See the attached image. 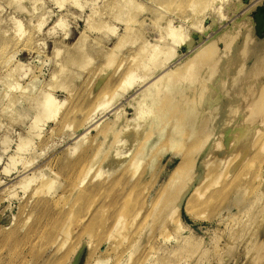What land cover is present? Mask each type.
Returning a JSON list of instances; mask_svg holds the SVG:
<instances>
[{
  "label": "rangeland",
  "instance_id": "obj_1",
  "mask_svg": "<svg viewBox=\"0 0 264 264\" xmlns=\"http://www.w3.org/2000/svg\"><path fill=\"white\" fill-rule=\"evenodd\" d=\"M34 1L0 0V264H263L264 115L250 111L261 102L250 93L264 84L256 19L264 0ZM170 24L179 30L168 33ZM129 69L133 81L121 86ZM170 71L188 74L172 94L156 83ZM109 84L119 87L107 95ZM191 90L201 92L197 101ZM45 93L60 103L54 119L43 115ZM186 96L187 118L178 108ZM103 98L107 108H98ZM241 121L257 130L243 155L235 147L244 142L232 139ZM107 127L116 131L103 135ZM141 146L148 148L139 156ZM187 149L193 170L179 173ZM85 160L88 175L75 194ZM37 199L48 207L36 208ZM124 199L129 208L116 222ZM247 222L254 234L233 246Z\"/></svg>",
  "mask_w": 264,
  "mask_h": 264
},
{
  "label": "bare ground",
  "instance_id": "obj_2",
  "mask_svg": "<svg viewBox=\"0 0 264 264\" xmlns=\"http://www.w3.org/2000/svg\"><path fill=\"white\" fill-rule=\"evenodd\" d=\"M21 1H22V0H21ZM23 1H24V0H23ZM35 1H36V0H35ZM35 1H34V3H32L33 5H35ZM37 1H38V0H37ZM30 2H31V1H30ZM32 2H33V1H32ZM195 3H196V2H195ZM32 4H31V5H28V4H27V5H28L27 8H28V10H30V11H32V10L35 8V7H32ZM192 5H193V4H192ZM23 6H26V5H23ZM30 7H31V8H30ZM191 7H192V6H191ZM193 23H194V22H193ZM168 26H169V27H168L169 30L167 29V30L169 31L168 33H170L171 30H172V31L179 30V28H178V29L176 28V30H174V29L171 27V24L168 25ZM180 29H181V28H180ZM181 30H182V29H181ZM182 32H183V31H182ZM182 32H181V33H182ZM172 33H173V32H172ZM172 33H171V35H172ZM174 33H175V32H174ZM181 33H179V31H178V34L181 35ZM178 34H177V35H178ZM175 35H176V34H174V36H175ZM168 36H170V34H169ZM174 36H172V37H174ZM181 37H183V35H181ZM176 38H177V37H175V39H176ZM179 38H180V37H179ZM179 38H178V39H179ZM170 39H173V40H174V38H170ZM184 39H185V38H184ZM229 39H231V37H230ZM26 40H27V39H26ZM173 40H172V41H173ZM176 40H177V39H176ZM179 40H181V39H179ZM234 40H235V39H234ZM25 42H26V41H25ZM176 42H177V41H176ZM231 43H233V42L231 41ZM231 43H229V44L232 46ZM118 45H119V44H118ZM205 46H206V45H205ZM231 46H230V47H231ZM199 50H200V49H199ZM202 50H203V48H202ZM202 50H200V51L202 52ZM204 50H206V47H205ZM200 51H199V52H200ZM154 52H155V50H154ZM158 52L160 53L161 51H157V52L154 54V56H155V55H159ZM197 52H198V51H197ZM197 52H196V53H197ZM161 53H163V52H161ZM167 53H169V52H167ZM194 53H195V52H194ZM163 54H165V52H164ZM197 54H198V53H197ZM152 55H153V54H152ZM154 56H153V57H154ZM239 56H240V55H239ZM259 56H260V55H259ZM191 57H192V56H191ZM236 57H237V55H236ZM151 58H152V57H151ZM153 59H154V58H153ZM157 59H158V58H157ZM154 62H155V61H154ZM71 63H72V62H71ZM190 63H191L190 66L194 68L195 66H194V65L192 66V64L195 63V64L198 65V67H199L201 61H200V60H197V61H196V59H195L194 61H191ZM240 64H241V63H240ZM82 65H83V64H82ZM64 66H65V65H64ZM186 67H187V68H185V69H186V70L188 69V70L186 71V73H188V74L190 75L191 72L189 71L188 63H187V66H186ZM191 67H190V68H191ZM3 68H4V67H3ZM66 68H67V67H66ZM151 68H152V67H151ZM193 68H192V69H193ZM196 68H197V66H196ZM196 68H195V69H196ZM213 68H214L213 70H216V69H215V66H214ZM63 69H64V68H63ZM130 70H131V69H129V71H130ZM193 70H194V69H193ZM199 70H200V69H199ZM199 70H198V71H199ZM127 71H128V70H127ZM127 71H126L125 73H127ZM188 71H189V72H188ZM198 71H197V72H198ZM60 72H61V71H60ZM60 72H59V73H60ZM64 72H65V71H64ZM64 72H63V73H64ZM66 72H67V71H66ZM131 72H132V70H131ZM131 72H128L129 74L127 73V74H128V75L126 74L127 76L125 75V73L123 74L124 76H126L125 79H124V76H123V79H124V80L121 79V78H122V76H121L120 79L123 80V83H122V84H121V82L119 81L120 84H121V86H127L128 83H130V80L132 79V74H133L134 71H133L132 73H131ZM149 72H150V71H149ZM197 72L195 73V71H193V73H195V75L198 74V75H196V76H199V74H201V73H199V72L197 73ZM201 72H202V68H201ZM170 73H171V71L168 73V76H169ZM188 74H185V73H184V74H182V75H183V76H184V75H187V76H184V77H188ZM173 75H174V73L172 72V74H170V76L172 77V79L176 78V77L173 78ZM182 75H181V76H182ZM191 75H192V73H191ZM195 75L193 76L194 78H196ZM202 75H203V74H202ZM202 75H201V76H202ZM56 76H57V75H56ZM135 76H136V75H135ZM166 76H167V75H166ZM168 76H167V77H168ZM170 76H169L168 78H166V80H164V77H165V76L163 77V75H162L161 78H163V79L158 78V81H156V83L159 84V81L162 82V80H163V81H164V84L161 85V86H162V89H166V93H167V90H169V91L171 92V94H172V92L176 89L175 86H177L178 88H182V87H184L185 84H183V82H184V80H183L184 77H183V79L181 80V79H179V75H178V77L176 78V80L178 81V79H179L180 81H178L177 83L174 84V83H172V80H170ZM181 76H180V77H181ZM201 76H199V77H201ZM207 76H208V75L203 76V77H207ZM203 77H201V78H203ZM185 79H186V78H185ZM196 79L199 81L198 77H197ZM203 79H204V78H203ZM263 79H264V77H263ZM263 79H261V77L258 78V80H261V81H264ZM131 81H133V79H132ZM170 81H171V82H170ZM174 81H175V80H174ZM174 81H173V82H174ZM261 81H259V82H261ZM119 82H118V83H119ZM192 82H193V81H192ZM192 82H191V83H192ZM252 82H253V80H252ZM257 82H258V81H257ZM118 83H117V84H118ZM263 83H264V82H263ZM126 84H127V85H126ZM256 84H257V83H256ZM130 85H131V84H130ZM159 85H160V84H159ZM257 85H258V84H257ZM261 85L264 86V84H260V85H258V87H259V86H260V87H259V88L257 87L258 90L256 89V90H254L253 92L250 93V100H251V101H261V102H260L258 105H253L252 103H251V106L248 105V107L250 106V111H251V109H254V108H255V109L260 108L259 111H253V110H252V113H254V112L257 113V112H258V113H257L258 116H259V114L264 115V89H263L264 87H261ZM115 86H116V84H115ZM115 86H114V85H111V84L107 85V86H106V89H108V90L106 91V92H107L106 94L108 95L109 92H111V91H116V90H117L116 88H115L116 90H113L114 88H112V87H115ZM116 87H117V86H116ZM118 87H119V86H118ZM118 87H117V88H118ZM163 87H164V88H163ZM111 88H112V90H109V89H111ZM123 88H125V87H123ZM127 88H129V87H127ZM174 88H175V89H174ZM197 88H198V87H197ZM197 88L195 89L196 91H197ZM260 88H262V90H260ZM119 89H120V88H119ZM173 89H174V90H173ZM192 90H193V89H192ZM192 90H191L190 92H193ZM195 90H194L195 93L193 92V95H194V97H196L195 99H196V101H197V97H198V95H199L202 91H201V89L199 88V90H200L201 92L199 91L200 93L197 94V96H196V95H195V94H196V91H195ZM108 91H109V92H108ZM104 92H105V91H104ZM164 92H165V91H164ZM170 92H169L168 95H170V96L173 98V95H171ZM190 92H189L188 95H191ZM246 93H247V92H246ZM106 94H105V95H106ZM109 94H110V93H109ZM116 94H117V93H116ZM119 95H120V94H119ZM151 95H152L153 97H157V95H156V96H154L153 94H151ZM193 95H191L190 98L194 100ZM202 96H203V95H202ZM246 96H248V95H246ZM102 97H105V98H106V96H104L103 94H102ZM117 97H118V96H117ZM187 97H188V96H186L185 98H187ZM99 98H100V97H99ZM145 98H146V97H145ZM175 98H176V99H175V101H176V100H178V99L180 98V96L175 97ZM177 98H178V99H177ZM181 98H182V99H181L180 101H178V102H180V103H181V102H182V103L185 102V103H184L183 106H181V107H180V105H178L179 113L182 112L181 110H183V109L180 110V108H184V107L186 108V107H188L189 105H191V106L193 105V104H192V101H193V100H192V101H189V99L187 98L186 101H184L185 98H184V97H181ZM183 98H184V99H183ZM245 98H246V97H245ZM143 99H144V98H143ZM153 99H155V98H153ZM198 99H200V97H199ZM238 99L240 100V98H238ZM101 100H103V101H101ZM150 100H151V99H150ZM182 100H183L184 102H183ZM243 100H244V99H243ZM243 100H242V101H243ZM245 100H246V99H245ZM145 101H146V99H145ZM147 101H148V100H147ZM155 101H156V99H155ZM170 101H171V102H174V98H173V100L170 99ZM170 101H169V102H170ZM196 101L194 100L195 103H196ZM109 102H110V101H109ZM171 102H170V103H171ZM176 102H177V101H176ZM176 102H175V103H176ZM243 102H244V101H243ZM246 102H247V101H246ZM190 103H191V104H190ZM197 103H198V102H197ZM197 103H196V104H197ZM41 104H42V112H43V115L45 116L46 120H47V119H54V118L57 116V114H58V112H59V108H60V103H59V102L53 97V95H51V93H45V95L43 96V100H42V103H41ZM166 104H167V103H166ZM171 104H172V103H171ZM177 104H179V103H177ZM186 104H188V106H187ZM240 104H241V103H240ZM107 105H108V104H107V100H105L104 98H103V99H100V101L98 100V106H97L98 108H99L100 106H103L104 108H107ZM161 105H164V104H161ZM161 105H159V106H161ZM181 105H182V104H181ZM184 105H186V106H184ZM242 105H243V104H242ZM159 106H158L157 108H160ZM164 106H166V105H164ZM164 106H161V107H162V111H161V112H165V110L167 109V108H166V109L163 111V109L165 108ZM167 106H169V105H167ZM173 106H174V103H173ZM175 106H176V104H175ZM175 106H174V107H175ZM97 107H96V108H97ZM155 107H156V106H155ZM170 107H171V106H170ZM170 107H169L168 109H170ZM174 107H171V108H174ZM242 107H243V106H242ZM98 108H97V109H98ZM175 108H176V107H175ZM194 108H196V106H195ZM197 108H198V107H197ZM199 108H200V107H199ZM240 109L243 110V108H241V106H240ZM247 109H248V108H247ZM95 110H96V109H95ZM154 110H155V113H156V112H157L156 108H155ZM159 110H161V108L158 109V113H160ZM175 110L178 111V109H175ZM186 110H187V109H186ZM198 110L200 111V109H198ZM198 110L196 109V111H198ZM248 110H249V109H248ZM75 111H76V110H75ZM93 111H94V110H93ZM166 111H169V110H166ZM190 111L192 112L193 109H191ZM199 111H198V113H199ZM170 112H172V110H170ZM183 112H186V113H184V115L186 116L185 118H187L188 115H190L188 111H185V109L183 110ZM239 112H240V111H239ZM155 113H154V114H155ZM158 113H157V114H158ZM166 113H167V112H166ZM166 113H165V115H166ZM177 113H178V112H177ZM179 113H178V115H179ZM198 113H196V115H197ZM247 113H248V112H247ZM255 113H254V116H255ZM169 114H171V113H169ZM173 114H174V113H173ZM173 114H171V115L173 116ZM175 114H176V112H175ZM250 114H251V113H250ZM257 114H256V118L258 119ZM155 115H156V114H155ZM160 115H164V113H163V114L160 113V114H159V118H160ZM176 115H177V114H176ZM181 115L183 116V114H181ZM181 115H180V116H181ZM252 115H253V114H252ZM166 116H168V113H167ZM169 117H170V115H169ZM169 117H166V118H169ZM190 117H191V116H190ZM190 117H189V118H190ZM88 118H89V117H88ZM141 118H142V117H141ZM141 118H140V119H141ZM161 118H162V117H161ZM180 118L182 119V117H180ZM183 118H184V117H183ZM185 118H184V120H185ZM256 118L254 119V121H256ZM259 118H260V117H259ZM36 119L38 120L39 118H36ZM140 119H139V120H140ZM169 119L171 120V118H169ZM176 119H179V118H176ZM176 119H175V120H176ZM192 119H193V118H192ZM263 119H264V118L259 119V120H263ZM141 120H143V119H141ZM164 120H165V117L163 118L162 122H163ZM170 120L168 121V119H166V121H164L163 123L161 122V123L164 124V123H166L167 121L170 122ZM179 120H180V119H179ZM184 120H183V121H184ZM232 120H233V119H232ZM98 121H99V120H98ZM183 121L180 120V122H179V121L176 120V122H178V123H181V122H183ZM186 121H187V120H186ZM189 121H190V120H189ZM192 121H194V119H193ZM242 121H243V120H242ZM242 121H241V125H243ZM140 122H141V121H140ZM156 122H157V121H156ZM168 122H167V123H168ZM262 122H263V121H262ZM262 122H260V123H262ZM141 123H142V122H141ZM161 123H160V125L163 126ZM187 123H189V122L187 121ZM194 123H195V121H194ZM196 123H197V122H196ZM196 123L193 124V125L195 126ZM246 123H247V122H246ZM248 123L251 124V125H252V123H253V125H254V122L250 123V121H249ZM255 123H257V122H255ZM99 124H100V122H97L95 126H97V125H99ZM139 124H140V123H139ZM115 125H116V124H115ZM152 125H153V124H152ZM165 125H166V124H164V126H165ZM178 125H179V124H178ZM189 125H190V123H189ZM191 125H192V124H191ZM241 125H240V127L238 126V128H239V129H238V132H237V134H236V133L233 134V135H235V136L232 138V139H233V142H237L238 144L244 142L243 147H235V148H237L236 150L239 149V152H240V153H241L242 151H244V150H243L244 148L247 149L246 146H247V144L250 142V137H249V135L252 136V134H254L255 132H257L256 127H253V126H252V128L250 129V133H249V128H250V127H247V125H245V126H244V125L241 126ZM251 125H249V126H251ZM256 125H257V124H256ZM259 125H260V124H259ZM155 126H157V124H156V125L154 124V126H152V128L155 127ZM112 127H113V125H112ZM112 127H107V130H106V129H103V132L105 133V134L103 133V135H106L107 133H109L108 130L112 129ZM158 127H159V125H158ZM158 127H156V128H158ZM174 127H175V125H174ZM196 127H197V126H196ZM235 127H236V126H235ZM160 128H161V127H160ZM160 128H159V129H160ZM180 128L184 129L182 126H181ZM190 128H191V127H190ZM192 128H195V127H192ZM113 129L115 130L116 128H113ZM113 129H112V130H113ZM171 129H172V128H171ZM182 129H180V131H182ZM234 129H235V128H234ZM104 130L107 131V133H106ZM156 130L159 131L158 129H156ZM160 130H161V129H160ZM178 130H179V129L176 127L175 132L178 131ZM192 130H194V129H192ZM192 130H191V131H192ZM115 131H116V130H115ZM115 131H113V132H115ZM154 131H155V129H154ZM154 131H152V129H151V132L154 133ZM170 131H171V130H170ZM191 131H190V133H192ZM194 131H195V130H194ZM232 131H233V130H232ZM175 132H174V133H175ZM178 132H179V131H178ZM182 132H183V131H182ZM123 133H124V132H123ZM155 133H156V131H155ZM170 133H171V132H169L168 134L166 133V134L169 136ZM195 133H196V131H195ZM251 133H252V134H251ZM110 134H111V133H110ZM114 134H115V133H114ZM124 134H125V133H124ZM138 134H139V133H138ZM140 134H141V133H140ZM140 134H139V135H140ZM149 134H150V132H149ZM149 134H147V138H149V137L151 136V135L148 136ZM157 134H158V133H157ZM180 134H181V133H180ZM193 134H194V133H193ZM112 135H113V134H112ZM141 135H142V134H141ZM178 135H179V134H178ZM189 135H191V134H189ZM189 135H188V138H190ZM229 135H230V134H229ZM110 136H111V135H110ZM125 136H127V135H125ZM155 136H156V135H155ZM170 136H171V135H170ZM176 136H177V134H176ZM105 137H108V136H105ZM112 137H113V136H112ZM153 137H154V136H153ZM253 137H254V135H253ZM193 138H194V137H193ZM208 138H209V137H208ZM254 138H255V137H254ZM126 139H127V138H126ZM145 139H146V136H145ZM150 139H151V138H149V140H150ZM252 139H253V138H252ZM252 139H251V140H252ZM116 140H117V139H116ZM146 140L148 141V139H146ZM191 140H192V139H191ZM119 141H120V140H119ZM127 141H128V140H127ZM168 141H169V140H168ZM193 141H194V140H193ZM164 142H165V144H166L167 139H166V141H164ZM202 142H203V141H202ZM118 143H119V142H117V145H118V146H120V144H122V143H119V144H118ZM142 143H143V142H142ZM146 143H147V142H146ZM170 143H171V142L169 141V144H170ZM143 144H144V145H147V144H145V142H144ZM143 144H142V146H143ZM191 144H192V143H191ZM197 144H198L197 142H196V143L193 142V148H194V150H195V151H194L195 153H196V151H199V149H197V148H198V147L200 148V144H199V145H197ZM114 145H116V144H114ZM194 145H195V147H194ZM196 145L198 146L197 148H196ZM122 146H123V145H122ZM142 146L140 147V149H139V148L136 149V152L133 151V153L135 152L137 155H139V154H143V152L145 153L146 151H144V150H147L148 147L145 149L146 146H144V147H142ZM217 146H219V144H218ZM105 147H106V146H105ZM109 147H110V149H111V145H110V146L107 145V148H109ZM112 147H113V146H112ZM135 147H136V146H135ZM189 147H190V148H189ZM189 147H188V148H189V150L191 151V150L193 149V148H192V145H191V146L189 145ZM114 148H115V146H114ZM191 148H192V149H191ZM263 148H264V147H263ZM112 149H113V148H112ZM116 149H117V148H116ZM116 149H115V150H116ZM119 149H120V148H119ZM196 149H197V150H196ZM216 149H218V147L215 148V150H216ZM103 150H104V149H103ZM115 150H114V151H115ZM132 150H133V149H132ZM187 150H188V149H187ZM189 150H188V151H189ZM211 150H212V149H211ZM211 150H210V151H211ZM247 150H249V149H247ZM247 150H245V151L248 152ZM190 151H189L188 154H190ZM203 151H204V149H203ZM208 151H209V150H208ZM140 152H141V153H140ZM235 152H236V151H235ZM246 152H245V153H246ZM138 153H139V154H138ZM191 153H193V152H191ZM198 153H199V152H198ZM198 153H196V155H197ZM243 153H244V152H242L241 154L243 155ZM118 154H119V153H118ZM238 154H239V153H238ZM241 154H240V155H241ZM246 154H247V153H246ZM246 154H244V155H246ZM130 155H132V154H130ZM143 155H144V154H143ZM185 155H186V156H185V159H184V163L182 162V163L180 164V166H178V168L176 169V170L179 171V173H180V172H181V173H185V172H186L188 169H190V167L193 165L192 162L195 163V160H194L195 157H192L191 154H190V155H187V153H186ZM196 155H195V156H196ZM240 155L238 156L239 159H241V158H240V157H241ZM139 156H140V155H139ZM199 156H200V155H199ZM209 156L211 157V153H209V152L206 153V155H205V157H204L205 159L203 158V159H204V162H203L204 164H207V162H208V160H209V158H210ZM212 156H213V155H212ZM112 157H113V156H112ZM133 157L136 158V156H134V155H133ZM196 157H197V156H196ZM243 157H244V156H243ZM108 158H109V157H108ZM127 158H128V157H125V159H127ZM138 158H139V157H138ZM140 158H142V157H140ZM197 158H198V157H197ZM197 158H196V160H197ZM207 158H208V159H207ZM224 158H225V157H224ZM224 158H222V159H224ZM133 159H134V158H133ZM111 160H112V158H111ZM115 160H116V159H115ZM136 160H137V159H136ZM192 160H194V161H192ZM131 161H133V160L131 159ZM139 161H140V160H139ZM139 161H138V162H139ZM83 162H84V165L82 166V170H83V173H84V174L82 175V177L79 179L77 185L75 186V189H74V190H75V194H76V192L78 193V191H79V189H78L77 187H80V186L82 185V183H83V185H84V182L86 181L85 179H86V177H87V175H88V171H89V170H87V169H88V166H89V161H88V163L86 162V160L83 161ZM129 162H130V161H129ZM134 163H135V162H134ZM115 164H116V163H115ZM121 164H123V163H121ZM121 164H120V166H121ZM127 164H128V163H127ZM130 164H131V163H130ZM138 164H140V163H138ZM132 165H133V164H132ZM132 165H131V166H132ZM115 167H116V166H115ZM121 167H122V166H121ZM128 167H129V166H128ZM194 167H195V165H194ZM116 168H118V167H116ZM119 168H120V167H119ZM123 168H124V166H123ZM129 168H130V167H129ZM192 168H193V167H192ZM192 168H191V169H192ZM120 169H121V168H120ZM132 169H134V171H135V168H132ZM191 169L188 170V172L191 171ZM128 170H129V169H128ZM136 170H137V169H136ZM192 170H193V169H192ZM194 170H195V169H194ZM176 172H177V171H176ZM176 172H175V173H176ZM188 172H187V173H188ZM192 172H193V171H192ZM215 172H216V171H215ZM210 173H211V171H210ZM224 173H225V171H224ZM176 174H177V173H176ZM211 174H212V173H211ZM205 175H206V174H205ZM216 175H217V174H216ZM97 176H98V175H97ZM212 176H214V173H213ZM219 176L221 177L220 174H219ZM199 177H200V176H199ZM199 177H198V178H199ZM201 177H204V178H205V176H203V175H202ZM201 177H200V178H201ZM207 177L210 179L209 176H207ZM194 178H195V177H194ZM200 178H199V180H201ZM208 178H207V179H208ZM213 178H214V177H213ZM109 179H110V178H109ZM32 180H33V178H30V180H29V182H28V184H27V187L30 185V183L32 182ZM84 180H85V181H84ZM187 180H190V179L188 178ZM199 180H198V181H199ZM205 180H206V179H205ZM213 180H214V179H213ZM216 180H217V179H216ZM216 180H214V181H216ZM218 180H219V178H218ZM172 181H173V180H172ZM203 181H204V180H203ZM203 181L201 180V183H202ZM234 181H236L235 178H234ZM234 181H233V182H234ZM170 182H171V181H170ZM174 182H175V181H174ZM211 182H212V181H211ZM49 183H50V182H49ZM172 183H173V182H171V183H169V184H172ZM190 183H192L191 180H190ZM215 183H216V182H214V184H213V182H212L211 185L214 186V185L217 184V183H216V184H215ZM169 184H168V185H169ZM83 185H82V186H83ZM117 185H118V184H117ZM187 185H189V182H188V181H187ZM118 186H120V184H119ZM171 186H172V185H171ZM175 187H176V186H175ZM189 187H190V186H189ZM45 188H46V187H45ZM45 188H44V189H45ZM50 188H52V185L50 186ZM167 188H169V187H167ZM36 189H39V188H36ZM77 189H78V190H77ZM40 190H41V187H40ZM40 190L35 191V192H39ZM49 190H51V189H49ZM107 190H108V189H107ZM113 190H114V189H113ZM105 191H106V190L104 189V192H105ZM42 192H43V191H42ZM44 192H45V194H46V191H45V190H44ZM111 192L114 194V192H113L112 190H111ZM121 192H122V191H121ZM40 193H41V191H40ZM45 194H44V195H45ZM75 194H74V195H75ZM109 194H110V193H108V195H109ZM35 195H36V194H34V196H35ZM41 195H43V193H42ZM39 196H40V195H39ZM83 196L85 197V195H83ZM83 196H82V194H81V196H79V199H78V200H79V201L83 200ZM41 197H42V196H41ZM105 197H106V196H105ZM107 197H108V196H107ZM130 197H132V196H130ZM130 197H127V198L130 200ZM96 198H97V197H96ZM116 198H117V197H116ZM40 199H42V198H40ZM56 199H57V198H56ZM113 199H114V198H113ZM113 199H112V200H113ZM128 199H127V200L124 199V200H126V202H127ZM162 199H163V197H162ZM57 200H58V199H57ZM107 200H108V199H107ZM110 200H111V199H110ZM131 200H132V198H131ZM164 200H165V199H164ZM164 200H163V201H164ZM37 201H38V199H37ZM48 201H49V200H48ZM134 201H135V200H134ZM158 201H159V200H158ZM165 201H168V200H165ZM165 201L163 202V204L166 203ZM170 201H171V200H170ZM59 202H60V201H59ZM95 202H96V200H95ZM109 202H110V201H109ZM126 202L124 201V203H126ZM159 202H161L160 204H162V200H161V199H160ZM159 202H158V203H159ZM117 203H120V202H117ZM128 203H130V201L127 202V203L125 204V207H124L123 209H120V210H122L121 213H120V210H118V212H119L120 214H119V213H117V214H119V215L116 214V216H117V217L115 218L116 222L118 221L117 218L119 219V221H121V220H122V217H124V215H126L125 213H126V211H127V208H129V207H128V206H129ZM168 203H169V201H168ZM171 203H172V202H171ZM122 204H123V203H122ZM36 205H37L36 208L39 207V208H43V210H44L46 207H48L49 204H48V202L46 203V200H40V201H38V204L36 203ZM165 205H166V204H165ZM165 205H164L163 207H165ZM168 205H169V204H168ZM168 205H166V206H168ZM34 206H35V205H34ZM117 206H118V205H117ZM156 206L158 207V204H157ZM170 206H171V204H170ZM122 207H123V206H121L120 208H122ZM167 208H169L168 211H171V210L173 209L171 212L174 214V212L177 211V208H178V207L175 205L174 208H173V207H172V208H171V207H167ZM170 208H171V210H170ZM98 209H99V208H98ZM113 209H115V208H113ZM113 209H112V211H113ZM118 209H119V208H118ZM160 209H161V207H160ZM90 210H91V209H90ZM108 210H110V209H108ZM108 210H107V211H108ZM105 211H106V210H105ZM173 211H174V212H173ZM102 212H103V211H102ZM171 212H170V213H171ZM106 213H107V212H106ZM172 213H171V214H172ZM95 214H96V213H95ZM100 214H101V213H100ZM260 214H261V213H260ZM110 215H111V213H110ZM114 215H115V214H114ZM263 215H264V214H263ZM263 217H264V216H263ZM107 219H108V217H107ZM111 219H112V218H111ZM256 220H257V217H256ZM70 222H71V221H70ZM121 222H122V221H121ZM118 223H119V222H118ZM247 223H248V222H247ZM247 223H246V224H247ZM244 224H245V223H244ZM246 224H245V225H246ZM253 224H254V223L251 224V223L249 222L246 226H244L243 229H240V230L238 231L237 236H236V238H235V240H234L233 246H236L237 244H240L242 241L245 242L244 239H246L248 236L250 237V236L252 235V233L254 232V230H253V226L255 227V225H253ZM114 225H116V224H114ZM118 227H119V226H118ZM115 229H117V226L115 227ZM67 231H68V230H67ZM255 231H256V229H255ZM253 234H254V233H253ZM111 235H112V234H111ZM249 237H248V238H249ZM243 242H242V243H243ZM259 251H260V254H262L263 257L260 258V259H259L258 257H256V258H258L257 260H258V261H259V260H262V259L264 260V244H263L262 249H261V250L259 249ZM232 252H233V250H232ZM251 253H252V252H251ZM233 254H234V252H233ZM235 254H236V253H235ZM256 258H255V260H256ZM261 262H262V261H260V263H261ZM263 264H264V263H263Z\"/></svg>",
  "mask_w": 264,
  "mask_h": 264
},
{
  "label": "water",
  "instance_id": "obj_3",
  "mask_svg": "<svg viewBox=\"0 0 264 264\" xmlns=\"http://www.w3.org/2000/svg\"><path fill=\"white\" fill-rule=\"evenodd\" d=\"M257 19V29L259 32L264 30V8H259L258 13L256 14Z\"/></svg>",
  "mask_w": 264,
  "mask_h": 264
}]
</instances>
